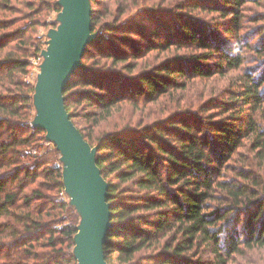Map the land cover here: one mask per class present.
<instances>
[{
  "label": "trees",
  "instance_id": "16d2710c",
  "mask_svg": "<svg viewBox=\"0 0 264 264\" xmlns=\"http://www.w3.org/2000/svg\"><path fill=\"white\" fill-rule=\"evenodd\" d=\"M56 1L0 0V264H77L72 249L78 217L58 198L59 152L53 146L37 153L45 133L31 124V61L45 44L36 31L41 17L60 10ZM248 1L143 5L124 18L127 8L117 5L112 13L106 0H90L95 37L63 95L70 119L97 146L96 163L108 185V264H228L243 249L264 247V179L248 161L239 169L232 165L251 137V150L264 160V129L257 120L264 114V60L255 73L240 74L238 87L224 99L208 102L217 115L174 112L94 133L122 102H152L185 88L191 78L238 71L246 48L264 56V29L244 35ZM208 10L227 23H205L195 15ZM256 36L257 43H250ZM153 50L175 53L135 75L124 73ZM129 180L134 194L123 185ZM143 249L151 253L140 258Z\"/></svg>",
  "mask_w": 264,
  "mask_h": 264
},
{
  "label": "water",
  "instance_id": "95a60500",
  "mask_svg": "<svg viewBox=\"0 0 264 264\" xmlns=\"http://www.w3.org/2000/svg\"><path fill=\"white\" fill-rule=\"evenodd\" d=\"M57 26L47 32V45L32 94L33 127L45 132L60 154L62 184L69 204L80 219L73 236L72 253L77 264H108L103 249L110 228L107 182L96 163L97 146L90 145L70 119L63 90L81 66L87 44L95 37L91 29L90 0H57Z\"/></svg>",
  "mask_w": 264,
  "mask_h": 264
},
{
  "label": "rangeland",
  "instance_id": "374dc122",
  "mask_svg": "<svg viewBox=\"0 0 264 264\" xmlns=\"http://www.w3.org/2000/svg\"><path fill=\"white\" fill-rule=\"evenodd\" d=\"M109 1V2H108ZM180 0H106L109 3L108 9L113 13L116 11V6L120 8H127L129 14H123V17L129 15H135L137 11L143 5H154L153 7H164V9L169 8L172 3L178 2ZM206 4L211 5L216 3L218 0H204ZM118 7V9H119ZM195 13V12H194ZM244 15L243 27L245 28V34L247 36H252L255 33L259 34L264 29V0H251L246 2L244 9L242 10ZM55 11H49L44 17H41L40 25L37 28V35L45 40L43 48L47 45V32L51 28L57 26ZM195 15L203 20L205 23L222 22V24L227 23L228 20L222 19L215 11H199ZM111 16L106 14V21ZM246 36V37H247ZM257 36L255 38H250L249 42L252 44L257 43ZM42 48V49H43ZM41 49V50H42ZM40 50V51H41ZM174 51L165 52L163 50H153L148 53L145 58L141 57L136 60V68L132 71L124 70L126 74L135 75L139 70L148 69L153 64H157L163 61L165 58L169 57ZM182 53V51L180 52ZM245 63L241 66L238 71H225V73L217 72L208 78H191L185 88L173 89L169 94L159 97L157 100L152 102H132L125 101L122 102L118 108L113 111V114L106 118V122H102L98 127L94 128V133L101 129H106V131H111L122 126H136L137 123L143 122L147 123L155 119H163L164 117L181 111H194L201 113L203 116H207L210 113L217 111L215 108L210 107L208 102L211 101H221L226 95H228L232 89H236L239 85V75L248 72L255 73L261 67L264 56H259L253 49L246 48L244 50ZM35 59V58H34ZM33 60V59H32ZM34 61V60H33ZM107 63V62H106ZM108 61V65H109ZM107 65V66H108ZM121 66V63L117 67ZM31 72L29 78L35 83L36 74L38 67L32 64L30 68ZM218 112H214L212 115H217ZM34 115V108H33ZM228 113L225 114L224 119H226ZM218 118L219 116H213ZM223 117V116H222ZM209 118V117H208ZM257 120L261 127L264 129V114L263 112L257 114ZM88 130L91 129L90 125L87 126ZM45 133V132H44ZM253 137L244 140V146L237 150L235 153V162L232 163L233 168L239 169L243 166V162L252 163V169L258 173V175L264 179V160L259 161L255 156V150H251V144L253 143ZM37 153H42L48 148H52L54 144L52 142L45 140L44 143ZM55 147V146H54ZM32 154L36 153V150H30ZM58 152V151H57ZM56 165L62 166L60 161V154L58 160L54 162ZM264 182V181H263ZM125 187L128 188L130 194H134L135 186L131 181H126L123 183ZM58 198L63 201H67L69 204V196L64 191L59 193ZM70 205V204H69ZM71 206V205H70ZM74 210L76 216L79 215L75 208L71 206ZM140 258L151 253L150 250L143 249L140 252ZM142 255V257H141ZM204 255H208L205 253ZM139 258V259H140ZM142 264V263H140ZM144 264V263H143ZM228 264H264V247H254L252 249H243V252L238 255H234Z\"/></svg>",
  "mask_w": 264,
  "mask_h": 264
},
{
  "label": "built area",
  "instance_id": "2783aa9c",
  "mask_svg": "<svg viewBox=\"0 0 264 264\" xmlns=\"http://www.w3.org/2000/svg\"><path fill=\"white\" fill-rule=\"evenodd\" d=\"M34 60V61H33ZM33 60L31 61L32 62V64L34 65V66H38V64H39V62L41 61V57H40V55H38L35 59L33 58Z\"/></svg>",
  "mask_w": 264,
  "mask_h": 264
}]
</instances>
